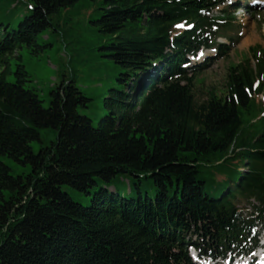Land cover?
<instances>
[{
	"label": "trees",
	"instance_id": "1",
	"mask_svg": "<svg viewBox=\"0 0 264 264\" xmlns=\"http://www.w3.org/2000/svg\"><path fill=\"white\" fill-rule=\"evenodd\" d=\"M15 1L0 12V264H196L190 247L217 259L256 245L264 47L249 48L224 88L200 103L193 83L207 65L183 66L200 47L227 53L217 39L233 17L212 15L225 0H91L75 25L96 34L119 69L95 115L74 78L51 88L44 107L21 55L51 47L54 32L64 50H90L71 26L54 23L80 0ZM41 129L56 139L35 153ZM4 157L29 171L12 175ZM120 178H129L126 192Z\"/></svg>",
	"mask_w": 264,
	"mask_h": 264
},
{
	"label": "rangeland",
	"instance_id": "2",
	"mask_svg": "<svg viewBox=\"0 0 264 264\" xmlns=\"http://www.w3.org/2000/svg\"><path fill=\"white\" fill-rule=\"evenodd\" d=\"M257 1L264 2V0ZM15 3L16 1L13 3L12 0H0V12L12 10ZM95 6L96 4L91 0H80L78 5L62 11L59 18L57 16L54 18V23L58 19L59 24L64 29L71 26L72 34L78 36V40L81 43L79 46L85 48L89 44L91 46L90 50H81V52L76 53L69 45L64 50L61 35L54 32L50 37L52 46L45 49V51L38 54L27 50L21 52L22 62L31 80L27 83V86L36 91L44 107L49 106V91L51 88L62 82H70L74 78L77 87L93 97L90 114L95 115L101 112L103 108L101 92L107 89L114 81L119 69L113 64L112 59L106 56L109 52L99 48L103 45L99 37L92 32L84 33L75 25V22L80 18L85 19ZM221 10H227L233 17L231 26L226 32L227 39L219 38L221 42L227 44L229 49L223 57L216 55L213 50H205L203 51L205 59L202 57L191 60V63H195L196 61L204 62V60L207 62L206 69L197 75L193 83V94L198 103L207 99L208 93L211 90L224 88L229 66L239 64L244 59L249 58L251 56L249 48L256 45L264 47V6L254 7L249 6L247 1L231 0L230 2L228 0L213 10L212 14L218 16ZM13 12L16 17L21 18L25 13L23 2L17 4ZM78 14L80 15L77 16ZM65 22L67 23L66 25H64ZM229 37H231L230 41L228 40ZM69 55L72 57L71 62H69ZM252 63H254V60H252ZM12 77L10 75L8 79L12 80ZM40 134L42 142L33 141L30 143L35 153L42 145H49L51 141H55L56 139V132L52 129H41ZM2 159L9 167L10 173L14 176L25 174L29 171V167L26 165H22L6 157ZM119 180L123 181L124 185L117 180L118 187L126 192L129 178H120ZM63 189L74 200L81 198L71 188L64 186ZM109 189L113 190L112 187ZM246 212H251V209L247 208ZM256 230L259 232V235L264 237V226H258ZM189 252L196 263L207 264V262L204 263L202 260L195 258V253L192 249H189Z\"/></svg>",
	"mask_w": 264,
	"mask_h": 264
},
{
	"label": "bare ground",
	"instance_id": "3",
	"mask_svg": "<svg viewBox=\"0 0 264 264\" xmlns=\"http://www.w3.org/2000/svg\"><path fill=\"white\" fill-rule=\"evenodd\" d=\"M262 4V3H261ZM253 254V253H252Z\"/></svg>",
	"mask_w": 264,
	"mask_h": 264
},
{
	"label": "snow or ice",
	"instance_id": "4",
	"mask_svg": "<svg viewBox=\"0 0 264 264\" xmlns=\"http://www.w3.org/2000/svg\"><path fill=\"white\" fill-rule=\"evenodd\" d=\"M230 2H231V0H230Z\"/></svg>",
	"mask_w": 264,
	"mask_h": 264
}]
</instances>
